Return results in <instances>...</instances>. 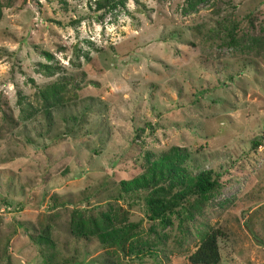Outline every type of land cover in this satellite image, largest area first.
I'll list each match as a JSON object with an SVG mask.
<instances>
[{"label":"rangeland","instance_id":"374dc122","mask_svg":"<svg viewBox=\"0 0 264 264\" xmlns=\"http://www.w3.org/2000/svg\"><path fill=\"white\" fill-rule=\"evenodd\" d=\"M101 2L0 0V264H188L211 229L264 264V0ZM173 147L220 189L163 226L120 182Z\"/></svg>","mask_w":264,"mask_h":264},{"label":"trees","instance_id":"16d2710c","mask_svg":"<svg viewBox=\"0 0 264 264\" xmlns=\"http://www.w3.org/2000/svg\"><path fill=\"white\" fill-rule=\"evenodd\" d=\"M189 1L191 2L189 7L194 8L196 4L206 0ZM122 3V0H103L97 9H114ZM229 42L235 43L233 39ZM258 145L260 144H254L255 147ZM188 154L185 149L173 147L169 153L163 154L156 160L147 159V169L140 178L120 182L124 191L142 189L151 194V199L148 201L151 217L159 219L163 226L169 224L167 214L177 212L176 208L184 209L185 216L183 218L193 217L203 202L215 195L220 189V175L211 169L203 170L195 175L186 173L182 164L188 159ZM157 195H161L163 200L156 198ZM102 217L105 216L101 213L99 219L94 220L93 227L99 226L98 221H101ZM136 227L137 223H133L125 228L98 232L97 239L104 245L121 246L134 235ZM95 231L92 229V232L96 234ZM221 235L222 232L219 229H211L202 234L196 250L188 257V264H218L220 261L218 237ZM37 239L39 242L45 241V247L49 250L45 264H51L54 253L50 249L52 247L50 242L40 236Z\"/></svg>","mask_w":264,"mask_h":264}]
</instances>
